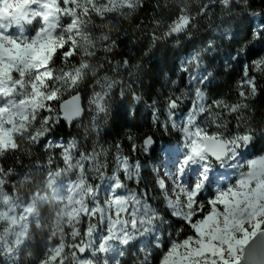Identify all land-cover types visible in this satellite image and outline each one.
Returning a JSON list of instances; mask_svg holds the SVG:
<instances>
[{"label":"snow or ice","instance_id":"snow-or-ice-1","mask_svg":"<svg viewBox=\"0 0 264 264\" xmlns=\"http://www.w3.org/2000/svg\"><path fill=\"white\" fill-rule=\"evenodd\" d=\"M235 3L236 0H231L227 6L229 11ZM237 6L245 9L246 17H264V0H258V3L257 0H241ZM55 7L67 15L74 4L72 0H56ZM224 8L220 0H204L197 12L207 20L213 12ZM181 15L182 10H178L175 19L179 20ZM218 19L223 21L222 16ZM66 23H71V20ZM44 27L38 20L26 34L32 37ZM205 27L211 33L219 30V35L197 39V29L193 27L172 28L165 33V39L171 41L170 48L176 54L172 75L182 70V82L193 89L192 101L181 118L183 124L177 121L175 110L180 108L185 94L162 96L165 111L160 112L154 97L145 100L132 85L133 74L140 82L141 66L118 52L120 59L114 60L111 56L105 59L104 63L109 67L102 74L94 75L87 71L88 66L83 63L63 70L79 54L75 42L69 41L63 47L57 46L52 59L34 73L32 79L40 77L36 81L37 88L47 84L46 102L36 126L28 133L26 154L30 155L31 150L35 149L45 156L39 166H47L55 173L48 175L49 185L55 182V177H63L65 173H70L73 180L78 177L83 184L76 196L70 198L71 202L66 203V213L63 215L61 227L64 232L60 239L70 245L67 264H91L93 261L95 264H104L105 261L116 264L118 257L125 256L124 264H153L156 250H160L158 264H225V261L227 264H264V202L252 207L245 201L240 209L235 208V196L242 193L244 186L252 179V174L248 173L249 162L264 158V153L258 158L252 155L257 139L264 133L249 128L236 132L228 124L229 117L235 118L239 124L242 110L248 108L247 101L258 92H264V55L252 56L256 51L255 42L264 44V28L253 32L249 26L236 30L233 35L231 28L221 31L210 24ZM156 36L157 33L153 32L151 39L156 40ZM217 39L245 43L230 51L225 58L227 62L221 64L220 70L214 71L216 60L213 58L219 55ZM156 43L160 41L156 40ZM23 45L28 46L27 42H23ZM118 48L119 44L114 42L112 51L116 52ZM144 54L148 55L150 51L146 50ZM57 64L61 65L62 70L56 69ZM121 68L124 79L117 78ZM163 68H168L166 60ZM223 69L240 72L238 96L241 99L235 103H229L223 97H208V90L215 91L213 85ZM166 82L175 83L173 80ZM81 84L88 92L83 104L80 103L81 96L76 95L79 101V115L76 118L81 124L86 118L88 125L83 126L82 137H71L69 134L70 140L61 141L54 138L53 133L60 126L61 119L68 123L72 120L65 116L62 109L57 110L53 102L61 101L62 86L79 91ZM89 85L93 86L91 90ZM16 87L19 92L29 85L17 75ZM21 95H17L16 99H20ZM12 103V97L0 95V109L10 108ZM141 103L150 110L146 124L140 122L137 113V106ZM114 114L119 116L118 123L112 119ZM32 116L35 117L36 113L33 112ZM198 117H202L200 123H197ZM145 126L153 131L138 138L137 133ZM213 126L215 131L210 132L209 128ZM112 128L116 129L114 133ZM102 129L105 130L104 135L107 131L108 135L123 137V143L117 140L114 145L115 168L107 177L109 187L103 198L100 186L94 182L101 176L105 177L107 168V162L99 160L96 151ZM173 131L182 136L178 135L180 146L175 150L177 155L173 158L169 153L172 169L168 183L160 177L157 169H147V159L143 166L138 161L129 164L130 156L135 154L159 161L161 157L154 147L157 133ZM89 136L95 137L96 143L85 148L81 140L87 141ZM17 153H20L18 143L15 148L0 150V187L5 188L9 195L17 183L28 178L27 161L23 158L25 154L18 156ZM37 166L33 160L31 167ZM142 167L147 175H142ZM121 171L123 178L119 174ZM129 181L137 186L143 183V190L137 193L129 188ZM149 183L154 185L159 197L156 208L150 205L153 197L148 191ZM260 183H264V176L258 177L247 190L253 191ZM64 187L65 182L61 180L60 188ZM79 187V184L73 185L74 190ZM230 203L233 207L226 211ZM32 210L27 209L28 212ZM224 217L231 222L230 233L236 234V239H232L228 231L218 234L213 220H223ZM250 222L252 228H248ZM101 225L104 231L97 237L95 233ZM241 225H244L243 232L238 231ZM181 233L184 238L178 241L176 238ZM148 237H151V250L146 245L141 248L135 243ZM60 247L63 248V245ZM106 249H115V255L108 256ZM241 251L243 256H240ZM40 260L43 264H49L43 256ZM0 264H18V255L5 259L0 248ZM56 264H65V261L57 257Z\"/></svg>","mask_w":264,"mask_h":264},{"label":"trees","instance_id":"trees-1","mask_svg":"<svg viewBox=\"0 0 264 264\" xmlns=\"http://www.w3.org/2000/svg\"><path fill=\"white\" fill-rule=\"evenodd\" d=\"M220 2L225 5V8L213 12L211 18L206 20L197 12V9L204 3V0H72L74 7L68 12L71 16V19L69 18L68 20H71V23H66L68 20L56 21L55 14L52 11L46 13L48 18L45 19L44 25L50 23L56 27L51 37L52 51L50 52L47 63L52 59V55L55 53L57 46L63 47L65 44H68L69 41H73L79 50V54L71 62V65L64 66L63 70H67L69 67L79 66L83 63L90 67L87 71H91L94 75L97 73L102 74L109 67L108 64L104 63L105 59H107L108 56H111L114 60L120 59V56L117 55L118 52L131 59L133 63H138L141 66L140 82H137L136 75L133 74L131 78L132 85L144 96L145 100L150 96L154 97L158 102L157 106L160 112L165 111L163 99L161 98L162 96H179L182 93L185 94V99L181 103L180 108L175 110L176 119L182 118L185 116V111L192 101L191 94L193 89L187 83L182 82L181 78L184 76L182 70H178L175 76L172 75L171 69L176 54L173 53L174 50L170 48L171 41L165 39V33L172 28L183 29L185 27H193L197 29L195 32L196 38L200 39L208 35H219V30L212 33L209 32L205 27L206 24L212 25L213 28L218 27L221 31L231 28L233 35L236 30H244L249 26L253 32L258 28H264V17H246L244 15L245 9L237 6L241 3V0H236V3L232 5L231 11H229L227 7L231 0H220ZM178 10H182V15L179 20H176L175 14ZM221 16L223 17L222 22L218 19V17ZM44 30H46L45 27ZM153 32L157 33L156 40L160 41L159 44L156 43V40L151 39ZM178 38L179 37H175L174 39ZM1 41H3L2 37H0V42ZM114 42L119 44V48L116 52L112 51ZM243 43L245 42L241 41L237 44L231 43L228 39H217L219 55L213 58L216 60L214 71L220 70L221 64L227 62L225 58L228 56L229 52L240 47ZM255 48L256 51L252 54L253 58L258 55H264V44L256 41ZM146 50H149L150 54L145 55L144 53ZM181 57H183V53ZM164 60L168 63L167 69L163 68ZM97 64L100 65L99 68H97ZM56 69L62 70L61 65L57 64ZM189 70H191V67ZM117 78L124 79L123 68H121L120 76ZM239 78V70L232 73L230 69H223L221 74L217 76L213 85L215 91L208 90L209 99L223 97L229 103H235L240 100L241 98L238 96ZM39 79L40 77L36 76L35 79L28 81L29 87L23 88L19 92L17 90V95L22 93L18 102H20L21 105L24 104L21 113L15 117H7V119L0 121V131L2 127L7 126L10 133L7 145H3L0 141V150L15 148L18 143L20 145V153H17V155L25 154L23 158L27 161L26 167L28 168V178L17 183L11 195L7 193L5 188L0 187V213L5 215L10 214V202L15 197L20 199L23 197L28 198L31 195L38 196L36 195L37 193L43 195V198L47 200L44 204L36 203L37 209L43 218L49 214L52 207L55 206L54 202L56 201L51 197L47 185V175L53 173L52 169L47 166H39L45 160V156L36 152L35 149L31 150L30 155L26 154L28 133L36 126L37 120L41 114V109L46 102L45 93L47 91V84L42 88H37L35 85L36 81ZM167 80H173L175 83L168 84L166 82ZM125 83H127L126 80ZM92 87V85H89V90H91ZM96 90L98 91L99 88ZM60 92L63 94L62 97L65 94H67V97L80 95L81 99L84 101V96L87 94L88 89L85 88L83 84L80 85L79 91L75 89H66L62 86ZM33 93H35V95H33ZM63 98H65V96ZM53 103L56 104L57 110H59L60 103ZM247 104L248 108L242 110L243 114L239 124L235 118H228L229 128L236 132H242L246 128H249L258 130V133H264V92H258L255 97L247 101ZM149 111L148 108L144 107L143 103L137 106V113L142 124H146L148 121ZM33 112L36 113L35 117L32 116ZM112 119H114L115 123L119 122L118 115L116 116L114 114ZM161 119H164V117L161 116ZM201 120L202 117H198L197 123H200ZM183 122L182 120L181 124H183ZM84 125H88V120L86 118L83 119L82 124L80 122L70 124L64 119H61L60 126L53 133V137L61 141L70 140L71 137H82ZM115 130V128L111 129L113 133ZM104 131V129L101 130L102 138L99 140L96 151L99 153L98 159L107 162L105 176H110L115 168L114 145L117 140L123 143V137L108 135L107 131L104 135ZM151 131H153V129L145 126L137 133V137L140 138ZM209 131H215V127H210ZM69 134H71V137ZM178 135L182 136V134L176 131L171 133H157V143L154 147L160 157L164 149L174 150L179 146ZM81 143L85 148H89L96 143V140L95 137L89 136L87 141L81 140ZM262 153H264V135H261V137L257 139L256 149L252 150V155H255V157ZM146 159L148 170L153 168L157 169V171L159 170L162 159L155 161L151 158L144 157L142 154H135L129 158L131 162L134 163L138 161L142 166ZM33 160H35L38 165L35 168L31 167ZM21 171H23V169H21ZM141 172L142 175H147L143 167ZM120 175L123 178V173H120ZM103 177L104 176H101V178ZM101 178H97L94 182L100 185ZM149 180H151V177H149ZM128 184L129 188L137 191V193L144 188L143 183L137 186L129 181ZM148 191L153 197L150 201V205L156 208L159 204V197L154 191L153 184L149 183ZM64 202L63 199V202L61 201L60 203L62 208L65 206ZM250 206L253 207L254 205ZM58 208V206L54 207V210ZM2 221L3 215H0V223ZM44 223L45 222H43V224ZM62 224L63 218L58 217V215H55L50 221L49 229L57 234L55 239H53L55 234L50 236V239L55 240L53 242H56L64 232V228L61 227ZM35 226V224L31 225L32 243L39 242L37 236L34 235ZM230 228L231 226L226 230L229 233ZM242 228L241 225L238 231L242 232ZM230 235L232 239L237 238L234 233H230ZM183 238V233H181L176 239L179 241ZM56 243H58V241ZM46 247V245L40 247L43 249L36 251L28 264H43L40 260L41 256L49 261V264H56L58 251L54 250V248L50 251H45ZM59 249L62 248L59 247ZM125 260L126 259H122L119 264H124ZM158 262L159 258L154 253L153 264H158Z\"/></svg>","mask_w":264,"mask_h":264},{"label":"rangeland","instance_id":"rangeland-1","mask_svg":"<svg viewBox=\"0 0 264 264\" xmlns=\"http://www.w3.org/2000/svg\"><path fill=\"white\" fill-rule=\"evenodd\" d=\"M56 0H0V37L3 41L0 42V95L7 94L9 97H12V107L0 109V121L7 119V117H15L21 113V109L24 106L18 102L16 99L17 96V87H16V77L19 75V79L28 84V81L32 80L34 72L39 69L42 64H46L50 52L52 51V35L54 25L50 23L45 24L46 30H38L36 35L29 37L26 33L28 29L35 24L38 20L41 23H45V19L48 18L46 14L48 11H52L55 14L56 21L68 20L71 19L69 14L65 15L60 13L59 9L55 7ZM14 30H19L14 32ZM42 32V33H41ZM12 33V35H7ZM39 37V39H37ZM23 42H27L28 46H24ZM90 67H87L89 70ZM37 95V94H36ZM61 98L59 102L61 103L72 96ZM84 103V101H83ZM61 109V108H60ZM59 109V110H60ZM177 121L181 123L182 119L177 118ZM9 130L7 126L1 128L0 131V141L3 145H7L9 141ZM180 146V145H179ZM178 146V147H179ZM177 147V148H178ZM167 149V148H166ZM174 150L165 149L161 152V165L158 170V174L161 178L165 179V182L168 183V175L172 169V164L170 162V155L174 158L177 153ZM254 157V158H258ZM246 159H250L246 157ZM129 164H133L129 160ZM220 171H223L221 169ZM120 173H123L122 171ZM119 173V174H120ZM248 173L252 174V179L247 182L244 186V191L235 196V208L238 210L244 204L245 201L249 202L253 207H257L264 202V183L257 184L256 188L253 191L249 192L247 190L255 180L264 176V158H258L254 161L249 162ZM50 174V173H49ZM48 174V175H49ZM55 175V173H51ZM47 175V185L51 197L54 199V207H59L58 209L52 210L44 218L39 213L36 203L44 204L47 202L43 195H31L28 198H14L10 202V214L3 215V221L0 223V248L3 249V255L5 259H10V257H16L18 255V264H28V262L33 258L36 251H39L40 247L46 245L45 251H50L59 249L60 245H63L62 249H59L57 256L61 257L65 264L69 259L68 255V246L64 240L58 238V243L53 242L57 234L54 231L49 229L50 221L54 218L55 215L63 218V215L66 213V203H70L71 199L76 196V193L83 188V184L80 183L79 178L73 180L70 173H65L63 177H55V182L52 185L48 183ZM108 176L101 178L100 182V192L102 197L105 193V190L109 187V182L107 180ZM65 182V187L60 188V181ZM74 184H79V188L73 189ZM239 184V181H238ZM123 191V190H118ZM65 206L62 208L61 201ZM36 201V202H35ZM233 204H229L228 208H232ZM32 208L31 212H28L27 209ZM42 221H46L44 224ZM95 222V221H94ZM214 224L216 225L218 234L223 233L231 226V222L227 217H224L223 220L220 218H214ZM35 224L34 235L39 239L38 243L31 242V225ZM242 232L245 230L244 225H242ZM253 224L250 222L248 228H252ZM103 226H100L95 235L99 237L103 234ZM53 239H50L51 235ZM236 239V238H235ZM99 242V240H97ZM107 243V242H106ZM141 248L145 245L151 250V237L143 238L135 242ZM106 254L108 256L115 255V249H106ZM155 254L159 258L160 250H156ZM234 254V252H233ZM243 255V251L240 252V256ZM121 261L122 259H127V257H118ZM117 260L116 264H119L120 261ZM95 264V262H91ZM107 264V261L104 262ZM227 264V261H225Z\"/></svg>","mask_w":264,"mask_h":264},{"label":"water","instance_id":"water-1","mask_svg":"<svg viewBox=\"0 0 264 264\" xmlns=\"http://www.w3.org/2000/svg\"><path fill=\"white\" fill-rule=\"evenodd\" d=\"M80 103L83 104L82 99ZM60 108L63 110L65 116L68 117L70 120H72L70 124H76L79 122L78 118H76L79 115V101L76 99V95L63 101L61 103Z\"/></svg>","mask_w":264,"mask_h":264}]
</instances>
